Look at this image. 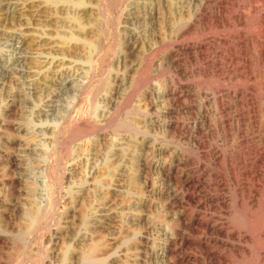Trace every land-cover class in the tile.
Returning <instances> with one entry per match:
<instances>
[{
  "label": "rangeland",
  "instance_id": "rangeland-1",
  "mask_svg": "<svg viewBox=\"0 0 264 264\" xmlns=\"http://www.w3.org/2000/svg\"><path fill=\"white\" fill-rule=\"evenodd\" d=\"M84 1L0 0V264H264V0Z\"/></svg>",
  "mask_w": 264,
  "mask_h": 264
},
{
  "label": "bare ground",
  "instance_id": "bare-ground-1",
  "mask_svg": "<svg viewBox=\"0 0 264 264\" xmlns=\"http://www.w3.org/2000/svg\"><path fill=\"white\" fill-rule=\"evenodd\" d=\"M50 1V0H49ZM79 1V0H78ZM86 1V0H85ZM84 1V2H85ZM109 1V0H108ZM213 1V0H212ZM216 1V0H215ZM53 2V1H52ZM69 2H71V1H69ZM110 2V1H109ZM205 2V1H204ZM208 2V1H207ZM217 2V1H216ZM48 3V2H47ZM263 3V2H262ZM54 4V3H53ZM58 4V3H57ZM78 4H80V3H78ZM214 4H215V2H214ZM74 6V5H73ZM72 6V7H73ZM78 6V5H77ZM173 6V5H172ZM205 6V5H204ZM213 6V5H212ZM223 6V5H222ZM221 6V7H222ZM203 8V7H202ZM201 8V9H202ZM208 8H210V7H208ZM67 9H69V7L67 8ZM220 9V8H219ZM220 11V10H219ZM223 12H224V10H222ZM73 12V11H72ZM207 12V11H206ZM221 13V12H220ZM227 13V12H226ZM259 13V12H258ZM200 14H202V13H200ZM206 14V13H205ZM224 14V13H223ZM197 15V14H196ZM207 15V14H206ZM196 17V16H195ZM223 17V16H222ZM194 18V17H193ZM192 18V19H193ZM197 18V17H196ZM191 19V20H192ZM223 20H224V18H222ZM249 19V18H248ZM253 19H254V17H253ZM199 20V19H198ZM202 20V19H201ZM209 20V19H208ZM236 20H237V17H236ZM240 20H241V18H240ZM195 23H196V21H194ZM261 22H264V21H261ZM184 23V22H183ZM202 23V22H201ZM200 23V24H201ZM214 23V22H213ZM236 23V22H235ZM238 23V22H237ZM257 23V22H256ZM68 24V23H67ZM77 24H79V23H77ZM231 24V23H230ZM71 25V24H70ZM81 25V24H80ZM79 25V26H80ZM193 25V24H192ZM217 25V24H216ZM256 25V24H255ZM78 26V27H79ZM195 26V25H194ZM224 26V25H223ZM66 27H68V26H66ZM77 27V26H76ZM193 27V26H192ZM200 27V26H199ZM180 28H182V27H180ZM185 28V27H184ZM189 28V27H188ZM183 30V29H182ZM263 31H264V23H263ZM188 32V31H187ZM190 32V31H189ZM191 33V32H190ZM249 34V33H248ZM247 34V35H248ZM251 36V35H250ZM250 39V38H249ZM235 40V39H234ZM236 41V40H235ZM101 43V42H100ZM242 44V43H241ZM101 45V44H100ZM206 45V44H205ZM187 46V45H186ZM199 46H200V44H199ZM198 46V47H199ZM194 47V46H193ZM197 47V46H196ZM257 47H258V45H257ZM220 51V50H219ZM221 51H222V49H221ZM234 51V50H233ZM242 51V50H241ZM190 52V51H189ZM261 54H262V60H261V64H263L264 65V47H262V49H261V52H260ZM218 54V53H217ZM205 55V54H204ZM219 55V54H218ZM222 55V54H221ZM259 55V54H258ZM257 55V56H258ZM228 56H230V55H228ZM242 56V55H241ZM203 57V56H202ZM215 57V56H214ZM245 57V56H244ZM207 59V58H206ZM230 59V58H229ZM238 59V58H237ZM213 60V59H212ZM217 60V59H216ZM214 61V60H213ZM215 62V61H214ZM257 63V62H256ZM219 64V63H218ZM237 64V63H236ZM260 64V63H259ZM206 65H208V64H206ZM258 65V64H257ZM263 65H262V67H263ZM214 66H216V65H214ZM259 66V65H258ZM256 67V66H255ZM259 68V67H258ZM255 69V68H254ZM260 69V68H259ZM222 71V70H221ZM205 72H207V71H205ZM218 72V71H217ZM230 72V71H229ZM247 72V71H246ZM252 72V71H251ZM260 72V71H259ZM235 74V73H234ZM253 74V73H252ZM232 77V76H231ZM241 77V76H240ZM262 77V76H261ZM220 78V77H219ZM226 78V77H225ZM239 78V77H238ZM257 78V77H256ZM243 79V78H242ZM217 80V79H216ZM220 80V79H219ZM227 80H228V78H227ZM263 80V79H262ZM231 81H233V80H231ZM251 81V80H250ZM254 81V80H253ZM239 82V81H238ZM235 83V82H234ZM225 84V83H224ZM221 85V84H220ZM223 85V84H222ZM234 85V84H233ZM249 85V84H248ZM252 85V84H251ZM232 86V85H231ZM230 86V87H231ZM255 86V85H254ZM260 86V85H259ZM234 87V86H233ZM240 87V86H239ZM252 87H253V85H252ZM255 88V87H254ZM217 89V88H216ZM227 89V88H226ZM249 90V89H248ZM251 90H253V89H251ZM236 91V90H235ZM242 91V90H241ZM249 92H251L250 90H249ZM227 93V92H226ZM237 93V92H236ZM243 93H245V92H243ZM220 94V93H219ZM241 94V93H240ZM246 94V93H245ZM250 94V93H249ZM253 94H254V92H253ZM215 95V94H214ZM216 96V95H215ZM223 96V95H222ZM236 97V96H235ZM245 98V97H244ZM256 97L254 96V99H255ZM261 99V98H260ZM263 99V98H262ZM243 101H244V99H243ZM254 101V100H253ZM256 101V100H255ZM229 102V101H228ZM257 103H258V101H256ZM261 102V101H260ZM221 103V102H220ZM231 103V102H230ZM248 103V102H247ZM236 105V104H235ZM252 105V104H251ZM218 107V106H217ZM227 107V106H226ZM259 109V108H258ZM229 112V111H228ZM262 112V111H261ZM208 113V112H207ZM219 113V112H218ZM243 113H244V111H243ZM216 115V114H215ZM255 117V116H254ZM9 118V117H8ZM205 118V117H204ZM236 118V117H235ZM239 118V117H238ZM241 118V117H240ZM245 118V117H244ZM249 118V117H248ZM257 118V117H256ZM229 119V118H228ZM234 119V118H233ZM263 119V118H262ZM226 120V119H225ZM230 121H231V119H230ZM255 121V120H254ZM234 122V121H233ZM261 122V121H260ZM258 123V122H257ZM11 124V123H10ZM231 125V124H230ZM238 125V124H237ZM84 126H86V125H84ZM222 126V125H221ZM246 126V125H245ZM87 127H88V125H87ZM229 127V126H228ZM89 129V128H88ZM236 129V128H235ZM84 130V129H83ZM245 130V129H244ZM245 132V131H244ZM252 132V131H251ZM242 133V132H241ZM253 133V132H252ZM3 134V133H2ZM238 135V134H237ZM253 135V134H252ZM248 138V137H247ZM255 138V137H254ZM240 139V138H239ZM238 139V140H239ZM250 139V138H249ZM252 139V138H251ZM257 139V138H256ZM248 140V139H247ZM261 140V139H260ZM242 141V140H241ZM251 141V140H250ZM241 143V142H240ZM240 145V144H239ZM241 146V145H240ZM261 149V148H260ZM220 150V149H219ZM250 149H248V151H249ZM255 150V149H254ZM58 151V150H57ZM214 151V150H213ZM212 151V152H213ZM259 152H260V150H259ZM262 152V151H261ZM216 153V152H215ZM250 153V152H249ZM255 153V152H254ZM226 154V153H225ZM261 154H263V153H261ZM223 155V154H222ZM221 155V156H222ZM256 155H257V153H256ZM260 155V154H259ZM213 156V155H212ZM260 158V157H259ZM245 159V158H244ZM257 159V158H256ZM262 159V158H261ZM246 161V160H245ZM260 161V160H259ZM248 164V163H247ZM262 164V163H261ZM258 165V164H257ZM240 166V165H239ZM252 166V165H251ZM243 167V166H242ZM256 173V172H255ZM220 176V175H219ZM186 179V178H185ZM192 179V178H191ZM220 180V179H219ZM222 183V182H221ZM220 183V184H221ZM185 184V183H184ZM189 185H192V184H189ZM200 185V184H199ZM217 186V185H216ZM220 188V187H219ZM248 188V187H247ZM247 190V189H246ZM248 191V190H247ZM255 191V190H254ZM258 192V191H257ZM246 194H248V193H246ZM253 196V195H252ZM249 198V197H248ZM44 214V213H43ZM36 216V215H35ZM35 218V217H34ZM44 218V217H43ZM39 219H40V216H39ZM42 219V218H41ZM40 219V220H41ZM39 221V220H38ZM42 221V220H41ZM40 222V221H39ZM191 226V225H190ZM231 234V233H230ZM264 236V235H263ZM248 237V236H247ZM229 238H230V236H229ZM241 240V239H240ZM243 240V239H242ZM244 241V240H243ZM203 246V245H202ZM260 247V246H259ZM260 253H261V251H260ZM211 254V253H210ZM261 255V254H260ZM263 257V256H262ZM263 262H264V257H263ZM261 263V262H260ZM215 264H216V262H215Z\"/></svg>",
  "mask_w": 264,
  "mask_h": 264
}]
</instances>
